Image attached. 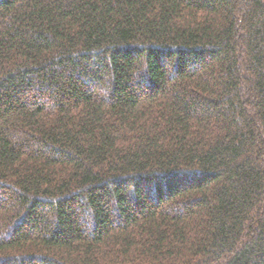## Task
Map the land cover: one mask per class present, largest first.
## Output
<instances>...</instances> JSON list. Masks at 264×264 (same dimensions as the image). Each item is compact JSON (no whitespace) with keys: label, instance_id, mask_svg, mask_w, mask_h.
Masks as SVG:
<instances>
[{"label":"trees","instance_id":"obj_1","mask_svg":"<svg viewBox=\"0 0 264 264\" xmlns=\"http://www.w3.org/2000/svg\"><path fill=\"white\" fill-rule=\"evenodd\" d=\"M0 264H264V0H0Z\"/></svg>","mask_w":264,"mask_h":264}]
</instances>
